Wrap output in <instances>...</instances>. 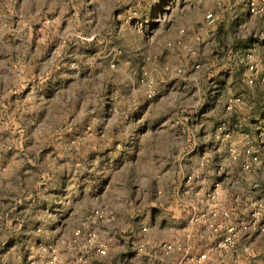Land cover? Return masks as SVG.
<instances>
[{
  "label": "rangeland",
  "instance_id": "rangeland-1",
  "mask_svg": "<svg viewBox=\"0 0 264 264\" xmlns=\"http://www.w3.org/2000/svg\"><path fill=\"white\" fill-rule=\"evenodd\" d=\"M262 2L0 0V264H264Z\"/></svg>",
  "mask_w": 264,
  "mask_h": 264
},
{
  "label": "built area",
  "instance_id": "built-area-1",
  "mask_svg": "<svg viewBox=\"0 0 264 264\" xmlns=\"http://www.w3.org/2000/svg\"><path fill=\"white\" fill-rule=\"evenodd\" d=\"M262 6H264V0L262 2ZM256 9L255 8H252V12L255 13Z\"/></svg>",
  "mask_w": 264,
  "mask_h": 264
}]
</instances>
